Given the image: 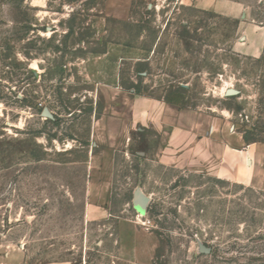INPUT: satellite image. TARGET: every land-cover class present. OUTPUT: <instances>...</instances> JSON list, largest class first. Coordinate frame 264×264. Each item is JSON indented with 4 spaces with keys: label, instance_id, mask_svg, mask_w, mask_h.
<instances>
[{
    "label": "rangeland",
    "instance_id": "rangeland-1",
    "mask_svg": "<svg viewBox=\"0 0 264 264\" xmlns=\"http://www.w3.org/2000/svg\"><path fill=\"white\" fill-rule=\"evenodd\" d=\"M211 1L0 0V264H264V0Z\"/></svg>",
    "mask_w": 264,
    "mask_h": 264
},
{
    "label": "crops",
    "instance_id": "crops-1",
    "mask_svg": "<svg viewBox=\"0 0 264 264\" xmlns=\"http://www.w3.org/2000/svg\"><path fill=\"white\" fill-rule=\"evenodd\" d=\"M195 4L197 3L196 7H200V8H204V6H202V0H195ZM208 5L207 8L204 9H210L213 11H217L218 13L222 14V15H227V16H232V17H236L238 15H240V6L238 4H228L227 6L224 4H220V3H216L215 1H207L206 3ZM192 142V139L190 140ZM179 144L180 147L183 146L184 141H181ZM210 143H212L211 138H209L208 136L202 140V141H196L194 145L190 144V146L188 147L187 151L190 152L189 155V164L191 163L194 165H201L202 163H204V159L203 157L205 156V149L207 148V146L210 145ZM178 147V143H177V129H173L172 132H169L167 135V142H166V151L167 152H171V150H176V148ZM225 146H222V154L221 157L224 158L225 157ZM238 176V174L236 175ZM237 181H239L240 183H243L245 185H250L253 181V174L252 173H248L246 175H243V177H236ZM235 179V178H233ZM236 180V179H235Z\"/></svg>",
    "mask_w": 264,
    "mask_h": 264
},
{
    "label": "water",
    "instance_id": "water-1",
    "mask_svg": "<svg viewBox=\"0 0 264 264\" xmlns=\"http://www.w3.org/2000/svg\"><path fill=\"white\" fill-rule=\"evenodd\" d=\"M228 94H229V95H234V94H236V92H234V91H229ZM140 206H141V207L143 206V203H142V202L140 203Z\"/></svg>",
    "mask_w": 264,
    "mask_h": 264
}]
</instances>
